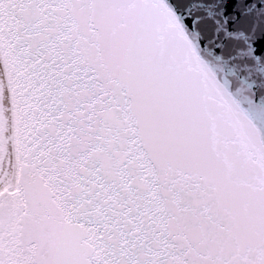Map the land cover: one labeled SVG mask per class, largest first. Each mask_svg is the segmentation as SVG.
<instances>
[{
  "label": "snow or ice",
  "instance_id": "6c2138e0",
  "mask_svg": "<svg viewBox=\"0 0 264 264\" xmlns=\"http://www.w3.org/2000/svg\"><path fill=\"white\" fill-rule=\"evenodd\" d=\"M0 264H264V0H0Z\"/></svg>",
  "mask_w": 264,
  "mask_h": 264
}]
</instances>
